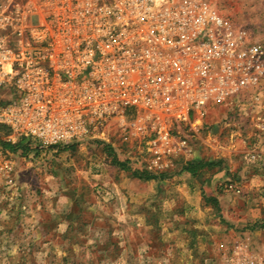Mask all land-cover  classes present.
<instances>
[{"label": "built area", "instance_id": "built-area-1", "mask_svg": "<svg viewBox=\"0 0 264 264\" xmlns=\"http://www.w3.org/2000/svg\"><path fill=\"white\" fill-rule=\"evenodd\" d=\"M263 82L262 44L208 0H0V175L13 184L2 142L56 150L117 116L125 142L147 140L127 162L162 173L193 153L209 105ZM225 264L264 254L239 247Z\"/></svg>", "mask_w": 264, "mask_h": 264}, {"label": "rangeland", "instance_id": "rangeland-1", "mask_svg": "<svg viewBox=\"0 0 264 264\" xmlns=\"http://www.w3.org/2000/svg\"><path fill=\"white\" fill-rule=\"evenodd\" d=\"M208 1L264 47V0ZM249 96L209 105L193 153L154 174L163 179H139L138 165L114 164L106 146L121 161L127 152L148 155L142 136L124 141L119 116L71 149L11 151L13 184L0 175V264H225L239 247L264 254V223L236 226L218 213L217 200L189 202L197 182L184 169L188 161H215L209 171L218 174L229 155L264 145V82ZM230 182L242 193L228 190ZM226 184L222 194L243 198L239 181Z\"/></svg>", "mask_w": 264, "mask_h": 264}, {"label": "crops", "instance_id": "crops-1", "mask_svg": "<svg viewBox=\"0 0 264 264\" xmlns=\"http://www.w3.org/2000/svg\"><path fill=\"white\" fill-rule=\"evenodd\" d=\"M252 154L256 155L253 157ZM226 160V163L222 162L224 168L218 174L211 173L208 167L200 169L195 176L187 172L197 182V190L189 197V202L200 204L201 198L204 202L216 199L222 208L218 213L227 216L236 226H243L249 221L264 223V145L243 156L229 155ZM228 170L233 173L229 174ZM232 179L242 184V199L222 194L225 191L222 185ZM203 209L207 214L213 213L205 206Z\"/></svg>", "mask_w": 264, "mask_h": 264}, {"label": "trees", "instance_id": "trees-1", "mask_svg": "<svg viewBox=\"0 0 264 264\" xmlns=\"http://www.w3.org/2000/svg\"><path fill=\"white\" fill-rule=\"evenodd\" d=\"M2 144L6 149H8L12 152L22 150V152L24 153L30 148V146L28 144H23V143L11 145V144H6V143L2 142ZM74 146H75V144H70V145H67L64 147H58V149H68V148L71 149ZM105 150L109 152L114 164L118 165L119 167H121L123 169L128 168L127 161H121L115 155V153L112 151L111 147L106 146ZM218 165H220V162H215V161H212V162H209V161H188L187 163H185L184 169H185V171H187V172H189L195 176L198 173V171L204 167L212 168V167H216ZM133 175L136 178L143 179V180H151V179H156V178L163 179L164 178L162 175H154L152 173H149V172H147L145 170H141V169H133ZM210 200H212L214 202L216 201V199H207L206 201H210Z\"/></svg>", "mask_w": 264, "mask_h": 264}]
</instances>
